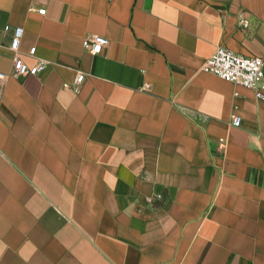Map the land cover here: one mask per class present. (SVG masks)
Masks as SVG:
<instances>
[{
    "label": "crops",
    "instance_id": "crops-1",
    "mask_svg": "<svg viewBox=\"0 0 264 264\" xmlns=\"http://www.w3.org/2000/svg\"><path fill=\"white\" fill-rule=\"evenodd\" d=\"M14 27L46 68L0 82V264H264V102L201 71L264 63V0H0L3 73Z\"/></svg>",
    "mask_w": 264,
    "mask_h": 264
},
{
    "label": "built area",
    "instance_id": "built-area-1",
    "mask_svg": "<svg viewBox=\"0 0 264 264\" xmlns=\"http://www.w3.org/2000/svg\"><path fill=\"white\" fill-rule=\"evenodd\" d=\"M38 14L44 15L45 9L37 11ZM245 23V22H242ZM9 25L4 27L5 32H9ZM23 34L21 27L12 29V36L8 45V49L12 55L11 70L9 73L0 72V82L9 78L21 79L28 76H36L42 73L46 68V63L37 59L34 64H28L19 52L20 39ZM107 40L104 37L92 35L82 40V48L91 55H99L102 53ZM27 55L35 58L36 49L31 47ZM203 73L217 77L218 79L232 83L254 92L255 98L264 102V63L260 57H244L234 54L233 52L218 47L213 54L208 57L201 66ZM85 76L82 73L76 74L72 82V89L78 92ZM64 86H67L66 84ZM241 118L237 114H232L230 125L239 127ZM222 145V141H219ZM159 197V196H158Z\"/></svg>",
    "mask_w": 264,
    "mask_h": 264
}]
</instances>
